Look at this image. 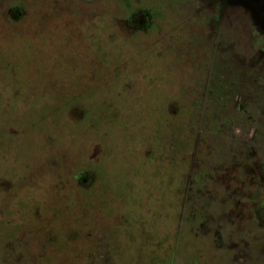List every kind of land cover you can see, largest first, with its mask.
<instances>
[{"label": "rangeland", "instance_id": "rangeland-1", "mask_svg": "<svg viewBox=\"0 0 264 264\" xmlns=\"http://www.w3.org/2000/svg\"><path fill=\"white\" fill-rule=\"evenodd\" d=\"M167 2L0 0V264H178L175 237L187 242L190 225H217L205 215H215L210 204H200L213 202L215 186L200 174L226 167L218 157L200 161L226 142L217 116L236 109L220 110L217 95L192 93L214 60L203 52L193 67H180L167 42L199 22L187 12L174 21ZM156 4L150 13L163 15L161 25L167 16L168 39L120 26ZM242 29L235 35L245 52ZM88 170L94 181L83 182ZM228 227L235 239L249 232ZM235 239L223 248L228 255L202 242L205 255L198 260L190 250L188 264L263 263L254 237Z\"/></svg>", "mask_w": 264, "mask_h": 264}, {"label": "flooded vegetation", "instance_id": "flooded-vegetation-1", "mask_svg": "<svg viewBox=\"0 0 264 264\" xmlns=\"http://www.w3.org/2000/svg\"><path fill=\"white\" fill-rule=\"evenodd\" d=\"M202 1H207L208 5H205L207 10L198 11L194 9L193 5L196 6L201 0H178L177 6L172 0H168L165 3L168 10L171 9L170 16L173 17L174 21L177 19V14L184 15L187 12L186 15H189L192 20L199 22L197 26L191 23L189 32L177 38H175L176 34H172L173 38L170 37L167 42H170L167 50L170 48L169 52L178 57L177 62L182 69L193 67V65L199 63L198 59H202L201 56H205V53L211 59V62L213 59L214 62L205 70L204 76L200 73L196 83L193 82L197 85L198 90L193 89L192 93L201 96L202 93L217 95L222 100L220 110L235 108L236 114L230 112L232 117L227 115V120L222 116H217V120L220 122L217 136L220 135L222 139L225 137L226 142L218 140L216 142L218 154L210 155L211 157L205 158L206 161H200L203 164L209 163L215 157H218L221 159L220 166L226 167L224 174L213 173L208 176L204 170L200 174L202 180L205 178L210 179L215 186L214 192L211 193L214 196L213 202L211 203L208 200L200 204L203 206L210 204L209 207L214 210L215 215H210L209 212L205 215L210 221H214L213 219L217 218V225L212 230L205 222H201L199 225H190L187 231L191 233L187 236V242L183 241V239L181 240L183 234L181 236L180 234L177 235L175 238L178 239V242L173 245L171 251L172 255H175L178 264H188L190 250L195 252L194 257L199 254L198 260L204 256V249L202 250L200 246L202 242H208V244L224 251L223 248L230 244V240L232 242L235 239V237H229L231 235L229 231L232 228L230 227L229 229L228 225L235 226L239 224L238 230H249L244 235L246 240L243 238L241 240L237 237L235 241L239 239L240 242L244 243L254 237L257 242L256 247H264V204H258V199H263L264 201V159H260L264 158V155H261L262 153L264 154V0ZM238 1H240V4H238ZM253 1H259V3L254 6L252 4ZM158 5L151 7L149 12L136 14V17L130 22L120 23V26L123 27V30L131 31L133 35L140 33L146 36H151L152 34L158 36L166 33L164 35L166 36L167 16H164L165 22L161 25L159 21H163V15L155 17L150 13L154 8L158 10ZM235 10L239 11L242 16L241 26L239 23H234V20H238L236 17L238 14H236ZM223 18L224 23L222 22ZM155 23L157 25L151 27ZM182 23L184 21L172 23V25L178 31ZM223 25L225 26L223 27ZM245 26L248 27L245 28ZM236 28H243L242 33L244 32L246 35L249 33L248 36L256 38L254 43L249 45L246 41V36L241 31L239 32L240 41L245 52H240L237 48L238 36L235 35ZM198 33L203 35L197 36ZM165 38L168 39V35ZM166 39L162 40L166 42ZM165 42H157V44ZM193 44L195 45L193 46ZM203 52L205 53L203 54ZM234 54L238 60L233 58ZM162 55L163 52L159 54L160 58L158 59H161ZM200 77L201 81L198 83ZM200 88L203 92L199 91ZM241 116L246 117L244 121ZM197 126L194 131H197V129L199 131L200 127ZM214 127L217 128L216 125H213ZM236 131L242 134L239 135L235 133ZM246 136L249 138H246ZM213 145L208 146L207 150H211ZM167 147H169L168 144ZM224 155H228V157H224ZM198 159L199 157L194 156V158L187 161L192 174ZM200 163L199 161L197 162L198 165ZM87 172L88 175L83 178V182H87L88 179L90 181L93 179L94 181V177L91 175L92 171L88 170ZM239 180L242 181L240 182ZM199 181L201 180L199 179ZM195 183L197 184L198 182L194 180ZM251 185L258 187L256 192L251 189ZM187 188L190 189V186H185L184 189ZM251 195L257 198L251 199L253 201L250 202ZM256 203L257 205H255ZM244 216L248 218L245 224H243ZM163 239L165 238L163 237ZM234 243L232 246H234ZM249 244L251 243L249 242ZM156 252H160V249ZM210 252H212L211 247L209 252H207L209 256ZM228 253L225 252L223 255H228ZM228 257H232L234 260L233 253ZM262 261V264H264V257ZM244 264H252V262L248 259ZM256 264L258 263L256 262Z\"/></svg>", "mask_w": 264, "mask_h": 264}, {"label": "crops", "instance_id": "crops-1", "mask_svg": "<svg viewBox=\"0 0 264 264\" xmlns=\"http://www.w3.org/2000/svg\"><path fill=\"white\" fill-rule=\"evenodd\" d=\"M262 1V0H261ZM259 3V1H257V2H252V4L254 5V6H256V4H258ZM250 4V6H251V2L249 3ZM260 4H261V2H260ZM234 53H236L235 51H234ZM233 58L236 60L237 58H236V55L234 54V56H233ZM238 60V59H237Z\"/></svg>", "mask_w": 264, "mask_h": 264}]
</instances>
